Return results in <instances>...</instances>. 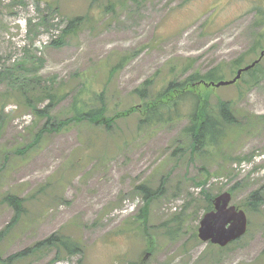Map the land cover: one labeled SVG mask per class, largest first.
Here are the masks:
<instances>
[{
  "label": "rangeland",
  "instance_id": "obj_1",
  "mask_svg": "<svg viewBox=\"0 0 264 264\" xmlns=\"http://www.w3.org/2000/svg\"><path fill=\"white\" fill-rule=\"evenodd\" d=\"M263 10L264 0H0V264H264V57L254 83L208 87V103L229 101L237 120L218 146L189 145L193 98L148 128L138 112L108 130L76 117L101 102L109 116L140 105L147 81L154 92L217 66L233 78L264 51ZM45 14L54 26L36 27ZM141 184L158 190L146 209ZM225 191L247 230L220 247L197 230L202 192ZM57 235L81 253L40 244Z\"/></svg>",
  "mask_w": 264,
  "mask_h": 264
},
{
  "label": "trees",
  "instance_id": "obj_2",
  "mask_svg": "<svg viewBox=\"0 0 264 264\" xmlns=\"http://www.w3.org/2000/svg\"><path fill=\"white\" fill-rule=\"evenodd\" d=\"M264 11V10H263ZM80 18L70 19L67 21L66 25L61 29V33L57 36V39L51 40V44L61 45L63 43V38L76 31L79 27ZM43 26L45 28H51L54 26L51 23L49 17L45 14L42 15L39 21L36 23V27ZM33 29L30 25L29 32H32ZM254 45H261V39L258 38L255 41ZM256 51V48L253 49ZM248 52H252L248 51ZM242 57L234 61L232 64H229V69L232 71L235 66L240 64ZM21 67V63L17 65V68ZM259 68V65L248 70L242 75V77L237 81H245L248 84L254 83L256 79L252 80L254 77V72ZM250 75V78L246 79V76ZM248 78V77H247ZM224 79V74L221 72L219 66L215 67L212 70H209L203 74L196 71L192 74H189L183 80L171 79L164 87L159 90L148 89L149 82L147 81L137 90V96L140 97L142 103L138 106H129L128 108L123 109L121 112H115L111 116L107 115V110L104 102H101L100 106L91 107L90 109L83 110L78 112L76 117L80 120H87L95 125H103L107 130L110 129L114 124V121L118 117L129 116L133 112H138L140 115L138 119L139 128L141 127H153L161 124L170 123L174 118L182 117L183 115L178 112L179 103L184 99H194V109L192 113L187 115L189 120V125L185 127V134L189 137V145L193 150H201L206 147L218 146L222 144L227 136V128L237 125V120H235L234 110L229 101H218L214 106L208 103V97L210 95V90L208 89L209 84L201 86L203 81L207 83L217 82ZM236 82V83H237ZM24 89V87L22 88ZM154 90V89H153ZM35 111L42 116H45V112L35 108ZM72 119V118H71ZM70 119V120H71ZM137 189L144 192V209L150 204V202L156 198L158 194L157 191L151 190L145 184L138 185ZM232 191V190H230ZM206 201L205 212L213 209V197L208 195V193L202 192ZM257 193L253 196L254 199L257 198ZM260 196V195H259ZM5 201L8 202L14 209L17 214L22 210V199L16 195L8 194L5 197ZM251 202H248V205L252 209L257 208L259 201L251 199ZM255 201V202H254ZM56 243L58 248H63L66 253L74 254L81 253V245L78 241H72L69 239H63L57 236H52L40 244H53ZM39 247L37 244L32 251H36ZM29 253L25 251L18 252L14 255H11L6 260L10 261L17 257L26 256Z\"/></svg>",
  "mask_w": 264,
  "mask_h": 264
},
{
  "label": "water",
  "instance_id": "obj_3",
  "mask_svg": "<svg viewBox=\"0 0 264 264\" xmlns=\"http://www.w3.org/2000/svg\"><path fill=\"white\" fill-rule=\"evenodd\" d=\"M263 55L264 52H261L259 58L255 61L239 68L232 79L211 82L210 85L219 87L235 83L241 74L253 68L262 59ZM230 201L231 194L228 191L222 192L213 198V210L206 212L200 219L198 227L199 239L204 242L210 241L213 244L225 246L246 232L247 217L245 212L231 204Z\"/></svg>",
  "mask_w": 264,
  "mask_h": 264
},
{
  "label": "flooded vegetation",
  "instance_id": "obj_4",
  "mask_svg": "<svg viewBox=\"0 0 264 264\" xmlns=\"http://www.w3.org/2000/svg\"><path fill=\"white\" fill-rule=\"evenodd\" d=\"M261 53V52H260Z\"/></svg>",
  "mask_w": 264,
  "mask_h": 264
}]
</instances>
